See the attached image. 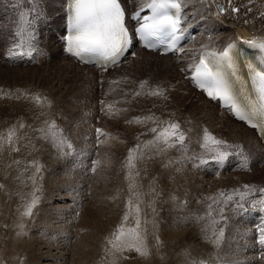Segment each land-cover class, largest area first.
<instances>
[{
	"label": "rangeland",
	"instance_id": "obj_1",
	"mask_svg": "<svg viewBox=\"0 0 264 264\" xmlns=\"http://www.w3.org/2000/svg\"><path fill=\"white\" fill-rule=\"evenodd\" d=\"M3 1L0 4V21H3L2 23L6 26L5 41L10 37L16 38L15 40L18 39L15 34L17 33L16 30L19 29L21 17H23V21L33 25L35 30L38 29L35 24L37 23L39 26V32L35 33L37 35L42 34L41 30L46 23H56L54 18L49 19V14H51L49 10L40 16L39 9L33 4H24L22 0ZM125 1L129 2L130 6L134 4V0ZM225 1L229 3L231 9H240L238 13L232 11L235 17L244 22L247 21V23L251 22L250 24L254 21L253 26H257L259 23L257 28L260 27L264 30L263 0ZM239 13V17L236 16ZM250 15L254 16L253 19ZM30 28V26H25L22 30L31 34V30L34 28L31 30ZM35 34L32 33L31 35L34 36ZM49 36L55 40L54 35ZM35 42L39 45L38 41ZM35 56L36 54H34ZM128 62L115 74L95 75L86 73L82 80L71 78L78 71L66 63L63 64L68 65V67L60 68L63 72L52 70L51 65L46 68L43 65L38 66L33 60L11 62L8 66L2 64L3 67L6 66L10 69L20 67V70L13 69L14 72H5V68L4 70L1 69L3 67L0 68V129L7 130L9 133L12 126L19 121L23 127L24 136L33 137L34 142L27 149L24 157L16 159L11 156L10 162L0 164V184L10 180L5 178L6 172L20 173V178L10 180L9 186H13L15 189H23L27 186V177L31 178L36 175L40 184L41 199L39 200L40 204H36L32 209V215L23 216L20 220L16 219L19 222L9 232L4 214L7 209V217L13 215L15 192L12 190L9 195L3 192L2 197L0 196V253L2 252L0 264H27L33 256L39 255L34 248L35 246L38 249L39 243L37 242L42 243L48 240L57 243L59 248L64 249L62 252L64 260L58 264H72V259L77 255L74 258L72 256H74L75 248L78 246L82 247L85 254L88 251L87 244L89 243L96 245V247L98 243L99 247L100 244L108 242L110 238L118 240L120 237L118 228L120 229L122 225L123 227L125 225L122 216L127 214L129 217L130 211L127 204L131 195L136 192V185L132 176L142 171L144 175L141 173L143 176L140 178H143V180L141 178L142 186L145 188L143 191L147 190L150 181H155L158 189L156 194L157 205L152 204L150 208H147V205L145 207L144 224L147 223L145 224V236L147 235L146 238L149 239L148 243H151L149 245L151 249L147 248L150 254L146 261L147 264H264V249H261L260 255L257 251L258 233H254V243L248 230L250 220L253 221L249 211L246 209L242 213L240 209L235 207L237 200L244 204L246 196L259 191V187L264 189V174L260 173L256 178L253 175L255 171L264 166V156L259 153L258 146L255 144L254 146L253 144L246 146L244 143L221 137L218 128L213 126L212 121L210 124L202 126L197 124L196 128L194 125V128L188 129L189 127L183 122V120L187 121V118H182L174 109L172 96L164 99L163 97L147 95L150 90L161 85L152 76V70L158 67H167V63L147 57L143 64L144 71H140L139 64L131 65ZM15 64L16 66H14ZM32 67L37 68L28 69ZM112 81H118V83L114 84ZM142 81H147V84L143 89H140L139 85ZM160 87L167 97L168 93L165 91L167 88L162 85ZM135 91H140L141 95L135 96ZM35 95L42 98L40 103L35 102ZM31 99L34 101L32 102ZM101 101L104 103L101 104ZM109 104L112 105L111 109L107 107ZM196 104L194 102L192 106ZM153 115L157 121H174L180 124L181 131L185 134L183 147L177 145L168 148L166 151H162L164 154L161 151L154 152L157 149L148 145L147 142L154 138V134L149 129L157 125L152 124L150 120L143 123H137L135 120L136 117L144 118ZM128 121H132V123H128ZM183 124L185 125L183 126ZM159 126L162 127L163 124ZM98 128L102 129L106 135L97 138L96 129ZM223 129H226V126ZM205 131L226 141L229 145L241 146L242 152L246 153L250 160V170L244 172L248 173L249 179L247 181L241 182V172L231 165L230 156L227 161L225 160L227 164L230 163V172L220 173L216 165H211V157L214 154L201 146ZM61 141L63 144L61 147H57ZM98 141H102V143ZM6 143L11 145L8 143V139ZM69 143L72 145L71 148L68 147ZM137 144H147L148 149L146 152L147 165L141 171L139 166H143V163L137 165V158L132 161L134 167H127L129 150ZM251 148L254 150L253 153L249 151ZM227 150L230 153L237 152L234 147ZM31 152L36 156H32ZM152 152L155 154H153L154 157ZM156 156L161 157L160 160ZM250 156H252L253 161ZM197 157L208 159L210 165L208 163V165H201L196 159ZM162 159H165L163 160L165 162H162ZM167 167L169 169H166ZM164 169L165 173L163 172ZM160 170H163V173ZM214 170H216L215 173ZM167 171L170 173L168 174ZM130 173L131 178L125 185L127 174ZM166 173L170 177H167ZM130 184L134 185L131 190L129 189ZM60 192L69 196L71 205L67 206V202L62 207H57V211L54 205L58 204L59 201L55 200L57 197L55 195ZM221 193L224 195L222 196ZM241 194H243L242 199ZM229 195L233 197L232 201H227ZM208 197H214L218 201V203L213 204L211 209L207 207L211 203L207 199ZM95 199L98 201L95 202ZM120 205L124 211V215L121 217ZM221 208H223V215L227 219L220 218ZM69 211L71 213L70 218H68L69 215L63 216ZM201 217L202 219H199ZM213 218L219 221L215 225L212 224ZM130 219L133 221V216ZM120 220L122 223H119ZM129 224L126 220V228H130L131 224ZM252 224L250 225L252 226ZM213 228L217 233L223 228L224 234L219 247L211 244L207 239V237L215 239ZM153 232L158 235L162 234L159 236L161 243L155 246H152L155 242L150 240L154 237ZM182 237L183 239H181ZM30 241L34 242L31 243ZM120 244L116 246L114 251L115 258L117 261L120 260V264H139L142 262L143 256L132 245H128V243L126 245L124 242ZM183 247L184 249L188 247V249L184 250ZM252 247H255V251ZM20 248L22 249L20 250ZM181 250L185 254L182 255ZM27 251L33 254L31 255ZM6 255L7 257H4ZM176 255L177 257H175ZM28 256H32L31 259ZM103 256L104 253L100 252L97 258L89 264H103ZM150 257L153 258L150 259ZM174 258L176 259L174 260ZM167 259L168 262L166 263Z\"/></svg>",
	"mask_w": 264,
	"mask_h": 264
},
{
	"label": "bare ground",
	"instance_id": "obj_2",
	"mask_svg": "<svg viewBox=\"0 0 264 264\" xmlns=\"http://www.w3.org/2000/svg\"><path fill=\"white\" fill-rule=\"evenodd\" d=\"M2 1L3 0H0V4L2 3ZM23 1H24V4L25 3L26 4L29 3V4H33L34 6H36L39 9V11H40V16H42L43 14H45L47 12V10H49L50 13H51V14H49V17H50L49 19L54 18V20L56 22V23H50V22L46 23L44 28L43 29L41 28L42 29L41 30V33H42L41 35L35 34V33L39 32L38 31L39 26L37 25V23H35L36 27H38V29H36V30L30 24L25 23V22L23 23V28L25 26H30L31 27L30 30L32 28H34V29L31 30V34L32 33L35 34L33 36L34 40L32 41L31 52H35L37 54L35 58H36V62H37L38 66L39 65H43V67L46 68V67H48V65H51L52 70H54V71L55 70L62 71V70H60V68H66L69 65L71 68H73L74 70L78 71V72L74 73L72 76L70 74L71 78L77 79V80H82V78L84 77V74H86V73H88V74L89 73H93L95 75H101L100 72L96 71L94 68L80 65L76 61V59L67 56L64 53V51H63L64 43H63L62 40L65 38V35H66V19L64 18L65 12H64L63 9H65L66 0H22V2ZM135 2H137V3H135ZM148 2H150V0H134L133 1V3H134L133 6H130L129 2L127 3L125 0H120L121 6L125 5V7L129 11H134L135 9L136 10L140 9V8L144 7ZM178 2L180 4L181 3L183 4V10H184L183 26H184L185 32L188 31L189 35L186 33L188 35V37L189 36L191 38L194 37L192 40L190 38L191 42L189 41V44L185 45L181 49V51H179L175 55L168 54V55H165V56H160V51H158L156 53H151V52L149 53V52H145L144 50L143 51L138 50V52H135V55H132V53H130L128 55L127 59L130 57L129 60H128L129 61L128 64H131V65L139 64L138 68H141L140 71H144L143 64L145 63L144 60H147V57H150V58L154 59L155 61L166 62L167 63V67H158V68L153 69L152 70V73H153L152 76L154 77V79L156 78L161 83V85L163 87L167 88V89H165V91H167V93H168L167 98L172 96V98H173V107H175L174 109H176V111L178 112L179 115L182 116V118H187V121L183 120V122L186 124V126L189 127V128L187 127L188 129H190L194 125H195V128H196L197 124H200L201 126L205 125V124H210L211 121H212L213 126L215 128H218V133H219V135H221V137L223 136V137H226L227 139H230V140H233V141H237V142H240V143H244L246 146H249L250 144H253V146H254V144H255L260 149L259 153H262V155L264 156V154H263L264 153V147L261 145V143L257 139L256 135L253 134V132L250 129L246 128L241 123L236 122L234 119H232L231 116L229 115L228 111H221L218 105L214 104L212 101L207 100L203 96V94L200 91H198L196 88H194L191 85V83L189 82V80L187 79V77L189 78V74L191 73V69H189L188 66L191 65L194 62V60L199 59L200 51L202 49L211 48V49L223 50L225 48V45L229 44L231 41H237V40L262 41V40H264V30L260 29V27L257 28L259 23L257 24V26L255 25L256 26L255 27V26H253L254 21L251 20L253 22L252 24H250L251 22L250 23H245L243 20H240L239 18L235 17V15L232 13L231 7L228 5L229 3L227 1H225V0H178ZM4 5L6 6V4H4ZM219 7H222L224 9V12H220ZM150 11H151V9L147 8V13L150 12ZM258 13H260V12L258 11ZM223 14H225V15H223ZM239 15H240V13L237 14L236 16L239 17ZM253 17L251 19H253ZM246 18H248V17H246ZM256 21H255V23H256ZM2 22L3 21H0V68L3 67L2 66L3 63L5 64V62L3 61V58L7 57V55H6L7 52L12 49L14 43H16V41H17V40H15L16 38L14 39V38L10 37V38H8V40L6 42H4L5 41L4 40V33L7 30H6V26ZM17 25H18V23H17ZM19 25H20V23H19ZM13 29H15V28H13ZM19 29H20V26H19ZM19 29L16 30V32L22 31V28L20 30ZM7 34H8V32H7ZM9 34H10V32H9ZM49 35H51V36L54 35L55 36V40H52V38H50ZM8 37H9V35H8ZM35 41H38L39 45L36 44ZM24 50H28L27 47H25ZM181 54H183V56L178 58V56H180ZM233 59L234 58H232L231 63L234 61ZM63 63H66L68 65L63 64ZM125 65H123V67ZM7 66H8V64H7ZM14 66H16V64ZM24 67H25V65H24ZM4 68H5V72H14L13 69L14 70L18 69V71L20 70V67L10 69V68H6V66L1 68V69L4 70ZM35 68H37V67H32V68H28V69L34 70ZM120 70H118V71H120ZM22 71H29V70H22ZM117 72H115V73H117ZM115 73H113V74H115ZM239 80H242L241 76L239 77ZM194 90L196 92H198V93H196ZM6 94H8V93H6ZM34 100H35V97H34ZM34 100L31 99L32 102ZM35 102H36V100H35ZM194 102L197 103V104L195 106H192L194 104ZM33 104H36V103H33ZM152 124H153V122H152ZM185 124H183V126ZM155 125H157V124H155ZM225 126H226V129H223ZM198 129H200V128H198ZM11 130H14V132H15V134L13 135V142L11 143V145H7L6 142H7V137H8V131L4 130V129H0V164L4 163V162H10L11 161V159H10L11 156H14L16 159L19 158V157H24L26 155V153H27V149H29V146L34 142L33 137L30 138V137H25L24 136L23 127H22L21 123H19V121L16 122L15 125L12 126ZM196 131H197V129H196ZM146 145L147 144H145V145L141 144L140 148L138 149V151L133 154L134 158H137V161H138V163H136L137 165L143 163V166H139V170L140 171L147 165L146 152H147L148 149H147ZM120 146L122 147V145H120ZM15 148H18L19 151H14L13 149H15ZM152 149H153V147H152ZM249 151L251 153L254 152V150L252 148ZM154 152L157 153L158 151L156 150ZM161 152L159 153L160 155H161ZM168 152H170V151H168ZM233 153H236V152H233ZM153 154L154 153L152 152V155ZM162 154H164V153L162 152ZM154 155H153V157H154ZM201 155H202V153H201ZM32 156H36V155H34L32 153ZM156 157H158V156H156ZM160 158H159V160H160ZM250 159H252V156H250ZM163 160H165V159H162L161 161L165 162ZM210 163H211V165L212 164L215 165V161H213V160H211ZM238 163H240L242 166L244 165V162H243L242 159ZM208 164H206V165H208ZM162 166H163V163H162ZM217 166H219L218 163H217ZM127 167H129V166H127ZM166 169H169V168L167 167ZM209 169H210V167H209ZM251 170H253V169H251ZM38 171H39V169L37 167V172ZM228 171L229 170L224 171V172L227 173ZM245 171H248V170H242L241 171V169H240V171H239V172H241V175H240L241 182L245 181V180L247 181V179H249V176L247 175L248 173H244ZM142 172H139V175L135 174V175L132 176V179L135 181L136 192L134 194H132L130 199H129V200L132 201V204L131 205H129V203L127 204L128 205V209L130 211V215L127 218V221L131 224L130 228L129 227L126 228V226H125L126 225V220L124 219L125 220L124 221L125 225L123 227L124 233H123V235L120 234V237H119L118 240H116V238L114 240L112 238H110V240L108 242H106L104 244H100L99 247H98V243H97V247L94 244L91 245L90 243L89 244L86 243L88 245V247H87L88 251H86L87 253H85V254L82 251V247L78 246L77 248H75L76 251H75V254H73L74 256H72V258H74L75 255H77L74 259H72V264H89L91 261H93L94 259L97 258V256L99 255L100 252L104 253V256L102 258L103 259V264H120V262H119L120 260L117 261V259L115 258V253H114L116 246H118L120 243L122 244V242H124L125 244L128 243V245H136L137 247H140L141 250H143L145 247L148 248L149 245H151V243L150 244L148 243L149 239L146 238L147 235L145 236V232H146L145 231L146 230L145 224H147L146 222L144 224V217L146 216L145 215V207H146V205H147V208H150V206L152 204L157 205L156 204V194H157L158 189H157V186H156V182L155 181H152V182L150 181V183H148L147 190L143 191L145 188H143V186H142V182H141V178L142 177L140 178V176L144 175ZM163 172L165 173V169H164ZM215 172H216V170H214V173ZM169 173L170 172H168V174ZM260 173L264 174V166H262L261 169L255 171V173L253 174L255 176L254 178H256L258 175H260ZM216 174H219V173H216ZM145 175H147V174H145ZM20 176H21L20 173H13V174L10 173V172H6L5 173V178L6 179H10V180L16 179V178H20ZM166 176H167V173H166ZM172 176H173V174H172ZM175 177H176V175H175ZM130 178H131V176L129 174H127V179H126L125 185L127 184V182L129 181ZM254 178H252V179H254ZM167 179L170 180L169 178H167ZM10 180H8L4 184H0V185H2V187H0V196L1 197H2V193L3 192L6 195H9V193L12 190H14V192H15V195L13 196V200H14L13 209H12V214L13 215L11 217H7V215H8V210L7 209H6L5 214H4L7 226L9 227V228H7L9 230V232H11L10 230L16 225L17 222H19V221H16V219L20 220V218H23V216H26L23 213L26 211L27 205H29L32 202L33 199H36V204H38L40 202L39 200L41 199L40 198L41 195H40V191H39L40 184L38 183L39 181L37 180V176L36 175L34 177H31V178L27 177V182L28 183H27V186L25 188H23V189H15V188H13V186H9ZM142 180H143V178H142ZM172 180H173V178H172ZM172 180H171V182H172ZM176 180H178V179H176ZM49 181H50V178H49ZM52 182H53V179H52L51 183ZM167 182H169V181H167ZM146 183H147V181H146ZM166 185H167V183H166ZM164 188H166V187H164ZM259 188H260L259 191L252 192L249 196H246L245 201H244V209L241 210V212L243 213V211H245L247 209L249 211L251 219H253V224L251 226L250 223H249L248 230H249V233H250L254 243H255L254 233L257 232L253 228V225L257 222V217L255 216L254 211H256V210L259 211L261 209V204H262V202L264 200V191H262L263 188L262 187H259ZM152 189H155V191H152ZM164 190H163V193L166 191V190L165 191ZM55 196H57L55 198V200L59 201L58 204L54 205V207H56L55 210H57L59 207H62V205L66 204L67 202L69 203V204L68 203L66 204L67 206L71 205V203H70L71 201H70L68 195L66 196V194H62L60 192L59 194H56ZM70 197H72V196H70ZM49 200H50V198H49ZM92 201L94 202V200H92ZM97 201L98 200H96L95 202H97ZM85 204H87V203H85ZM136 205H139V208H140L139 214H137L136 211H135V206ZM253 205H254V207H253ZM97 206H99V205L97 204ZM120 207H121V209H120L121 210L120 217H121L122 215H124V211H123V207L121 205H120ZM152 207H155V206H152ZM59 213H60V211H59ZM70 214L71 213L69 211L68 213L66 212L63 216L69 215L68 218H70V216H71ZM132 216H133V221H131V219H130V217H132ZM122 217H125V216H122ZM137 219H139V221H140V226H139L138 229L136 227ZM120 221H119V223H122V221L121 222ZM120 226H121V224H120ZM133 226H134V228H132ZM157 228H159V227L157 226ZM130 229H136V231L139 232V234H140V239H136L134 237L133 233L129 231ZM161 233H160V235H158L159 231H158V234H155L153 232L152 235L154 237H152V238H150L148 236L150 238V240L155 242L152 246H155L156 244L161 243V239L159 238V236L162 235ZM39 234H41V233H39ZM29 235H31V234H29ZM112 235H113V233L111 234V236ZM8 237H10V236H8ZM259 238L260 237L258 236V238L256 239V241H258L257 242L258 243V250L257 251L259 252V254L257 253L258 255L261 254V252H262L261 249H263L262 245L259 243ZM172 239H173V237H172ZM181 239H183V237ZM29 240H30V238H29ZM31 240H33V239H31ZM28 241H27V243H28ZM173 241H175V240H173ZM30 242L32 243L34 241H30ZM37 243H39L38 249L35 246H34V248L37 250V251L36 250L35 251L38 252L39 255H37V256H39L40 259L35 254L34 255L36 257L28 256L29 258L32 257V260H30V262H28L29 264H58V263H60V262H62L64 260V258L62 256V252L64 251V249L63 248H59L57 246V243H54L53 241H50V240L42 242V243H40V242H37ZM177 243H178V241H177ZM34 244H36V243H34ZM79 244L81 245V243H79ZM12 245H13V243H12ZM184 247L182 249H184ZM255 247H252V249L254 251H255ZM186 248L188 249V247H186ZM2 249H4V248H2ZM21 249L22 248H20V250ZM28 252L29 251H27V253ZM176 252H177V250H176ZM176 252H174V253H176ZM29 253H31V252H29ZM179 253H180V251H179ZM32 254L33 253H31V255ZM181 254L182 255L185 254L183 252V250H181ZM20 255H22V254H20ZM177 255L179 256V254H177ZM177 255L175 257H177ZM149 256H150V254H149ZM4 257H7V255L4 256ZM10 258H11V256H10ZM147 258H149L148 255L147 256H143L142 262L139 263V264H147V262H146ZM152 258L150 257V259H152ZM175 259L176 258H174V260ZM165 262L167 263L168 259ZM61 264H65V263H61ZM121 264H123V263H121Z\"/></svg>",
	"mask_w": 264,
	"mask_h": 264
},
{
	"label": "snow or ice",
	"instance_id": "obj_3",
	"mask_svg": "<svg viewBox=\"0 0 264 264\" xmlns=\"http://www.w3.org/2000/svg\"><path fill=\"white\" fill-rule=\"evenodd\" d=\"M146 7L151 9L152 15L141 16L137 13L135 15V24L129 29L127 26L128 18L124 8L121 6L120 0H68V34L65 37L67 43L66 51L74 54L82 60L91 62L100 58L115 65L121 55H123L131 46L133 37H138L140 41L144 42L143 46L145 48L151 49H155L159 42L167 38L171 41V44L169 45V49L171 50L172 45L175 44V41L178 38V33L182 31L181 17L179 15L181 7L180 3L178 0H150V2L146 4ZM170 9H175L176 12L173 13ZM231 10L236 13L240 12L239 8H232ZM223 11L224 9L221 7L220 12ZM245 23H247V21H245ZM20 27L23 28V17H21ZM15 35L18 39L6 55L9 58L23 57L25 54L30 56L34 37L26 30L18 31ZM247 43L264 51V42L258 45L256 41H247ZM25 47L28 49L27 53L24 51ZM229 47L231 48V45ZM176 51H181V49L177 48ZM132 55H135V53H132ZM222 56L228 60L229 66H231L232 57L230 56L229 51H224ZM210 65V60L201 59L199 64L192 69L194 73L192 79L211 99L226 102L225 106L231 111L234 106L233 103H228L234 100L231 89L224 80L223 73L219 70V66ZM102 66L105 68L107 67L106 64ZM247 67L252 68V81L256 84L261 103L257 107L255 101H252L249 105L247 115L240 114L239 111H237V115L241 120H250L253 116L259 117L260 120H264V70L253 68L251 64H248ZM112 83L115 84L118 83V81H112ZM146 84L147 81H142L139 85L140 89H143ZM134 95L138 97L141 95V92L135 91ZM147 95L167 99L164 95V90L160 86L150 90ZM41 99L40 96L35 97L37 103H40ZM103 103L104 102L101 101V104ZM107 107L111 109L112 105L109 104ZM124 111H126V109H124ZM135 120L137 123L151 120L154 124H157V126L149 129V131L154 134V138L147 142L148 145L155 147L157 151H166L168 148H173L177 145L183 147L185 134L181 131L178 122L157 121L154 115L144 118L136 117ZM128 123H132V121H128ZM160 124H163V126L160 127ZM252 126L256 127L257 125L252 124ZM96 133L97 138L106 135V133L99 128L96 129ZM14 134V130L9 131L7 137L8 143H11ZM98 142L102 143V141ZM62 144L63 142L61 141L57 147H61ZM161 145L163 147H159ZM201 146L208 152L213 153L214 155H212L211 159L220 165H222L230 155H238L242 152L240 145H229L226 141L216 138L207 131H205ZM68 147L71 148L72 145L69 143ZM233 147L237 149L236 153H230L227 150L228 148ZM139 148L140 145L137 144L134 148L129 150V156L127 158L129 167H134V164L132 163L134 156L132 153L137 152ZM13 150L19 151L18 148ZM196 159L201 165L209 163V160L203 157H197ZM17 163H19V161H17ZM243 166H246V164ZM129 175L131 176V173ZM137 175H139V173H137ZM0 187H2V185H0ZM133 187L134 185H129L130 190ZM152 191H155V189H152ZM221 195L223 196L224 193H221ZM242 198L243 194H241V199ZM207 199L211 201V203L207 205L209 209L212 208L213 204L218 203L214 197H208ZM232 200L233 197L229 195L227 201ZM128 203L131 205L132 201L129 200ZM35 205L36 199H33L32 202L27 205V209L23 214L31 216L32 209ZM235 207L243 210L244 204L237 200L235 202ZM135 211L139 214V205L135 206ZM127 218L128 216L126 214L124 219L127 220ZM220 218L227 219V217L223 215V208L220 209ZM199 219H202V217ZM218 222L219 221L215 218L212 219L213 225ZM139 226L140 221L137 219V229ZM118 231L123 235V225ZM129 231L133 233L136 239H140V234L136 229H130ZM261 233L259 243L264 245V228L261 229ZM223 234V228L219 230V233L213 228V236H215V239L212 237H207V239L211 244L219 247ZM132 247H134L141 256L149 255L146 247L143 250L135 245H132Z\"/></svg>",
	"mask_w": 264,
	"mask_h": 264
}]
</instances>
